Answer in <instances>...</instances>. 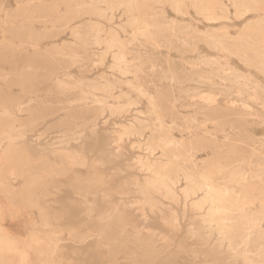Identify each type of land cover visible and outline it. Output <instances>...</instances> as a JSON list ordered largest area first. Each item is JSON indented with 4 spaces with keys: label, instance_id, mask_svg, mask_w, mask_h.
Returning a JSON list of instances; mask_svg holds the SVG:
<instances>
[{
    "label": "rangeland",
    "instance_id": "obj_1",
    "mask_svg": "<svg viewBox=\"0 0 264 264\" xmlns=\"http://www.w3.org/2000/svg\"><path fill=\"white\" fill-rule=\"evenodd\" d=\"M236 1L0 0V264L264 261V0Z\"/></svg>",
    "mask_w": 264,
    "mask_h": 264
},
{
    "label": "bare ground",
    "instance_id": "obj_2",
    "mask_svg": "<svg viewBox=\"0 0 264 264\" xmlns=\"http://www.w3.org/2000/svg\"><path fill=\"white\" fill-rule=\"evenodd\" d=\"M136 1V0H135ZM142 1V0H141ZM169 1V0H168ZM171 1V0H170ZM174 1V0H173ZM237 2V4H239L238 3V0L236 1ZM249 3V2H248ZM176 4V3H175ZM178 4V3H177ZM202 4V3H201ZM215 4H216V2H215ZM218 4V3H217ZM236 4V5H237ZM81 5H87V3L86 2H82L81 3ZM171 5V4H170ZM205 5V4H204ZM208 5V4H207ZM211 5V4H210ZM209 5V6H210ZM176 6V5H175ZM212 6V5H211ZM203 7V6H202ZM213 7V6H212ZM218 7V6H217ZM176 8V7H175ZM174 8V9H175ZM180 8V7H179ZM177 9H178V7H177ZM211 9V8H210ZM209 9V11L211 12V10ZM215 9V8H214ZM203 10H205V8L203 7ZM175 11H176V9H175ZM207 11V10H206ZM216 10H214V12H215ZM221 11V10H220ZM179 13H181L180 11H178ZM200 12H202V11H200ZM99 13V12H98ZM203 13V12H202ZM201 13V14H202ZM206 14H207V12H205ZM218 13H220V12H218ZM223 14H224V12H222ZM203 15V14H202ZM215 15H217V13L215 14ZM211 17L210 18H212V15H210ZM224 16H225V14H224ZM223 16V17H224ZM214 17V16H213ZM222 17V16H221ZM215 18V17H214ZM214 18H212V19H214ZM216 19V18H215ZM214 19V20H215ZM263 26V25H262ZM137 31V30H136ZM147 31V30H146ZM262 32H260V34H261ZM137 34V33H136ZM91 39V38H90ZM211 40V39H210ZM214 41H217V40H214ZM251 41V40H250ZM209 42V41H208ZM263 44V43H262ZM213 45V44H212ZM212 45H210V46H212ZM259 45V44H258ZM215 46L216 47H218L220 50H223L224 48L223 47H221V45H220V42H215ZM214 46V47H215ZM213 47V46H212ZM111 46L108 48V50H111ZM218 48H215V49H218ZM214 49V48H213ZM241 49V48H240ZM224 51V50H223ZM221 52V51H220ZM75 56V55H74ZM116 60H119V56L117 57L116 56V58H115ZM258 63V62H257ZM208 64H209V62H208ZM261 64V63H260ZM210 65V64H209ZM212 65V64H211ZM261 67V66H260ZM189 81H194L195 82V84H196V88H194L193 90L194 91H197L199 88V85L200 84H202L203 83V81H202V79H200L199 77L197 78V79H195V80H189ZM59 86V85H58ZM214 104H212V106H213ZM22 111V107H21V105H19L18 107H17V112H21ZM6 114H8L7 112H6ZM1 115V114H0ZM3 116H4V114H2ZM156 123V122H155ZM158 126H162V123H161V121H159L158 120ZM124 132H126V131H124ZM155 133V132H154ZM12 138H14V137H6L5 138V140L7 141V140H9L10 141V144H11V141H12ZM21 138V137H20ZM18 139V138H17ZM13 141H14V139H13ZM161 141V140H160ZM159 142V141H158ZM5 143V142H4ZM3 145V144H2ZM165 145V144H164ZM9 146V145H8ZM162 146H163V144H162ZM168 145H166V147H167ZM165 147V148H166ZM179 147V146H178ZM5 148V147H4ZM149 148V147H148ZM151 148V147H150ZM164 147H163V149H165ZM176 148H177V146H176ZM152 149V148H151ZM161 149V148H160ZM162 149V150H163ZM169 149V148H168ZM165 150H167V149H165ZM59 152V151H58ZM147 152V151H146ZM152 152V151H151ZM169 152V151H168ZM153 153V152H152ZM2 154H4V153H2ZM173 154V153H172ZM172 154H170V155H172ZM179 154V153H178ZM190 154V153H189ZM69 155V154H68ZM75 155V154H74ZM5 156V155H4ZM174 155H172V157H173ZM182 156V155H181ZM180 156V157H181ZM0 157H2L1 156V154H0ZM175 157V156H174ZM173 157V158H174ZM176 158V157H175ZM5 159V158H4ZM146 159V158H145ZM182 159V158H181ZM186 159V158H185ZM174 160H177V159H174ZM72 161V160H71ZM77 161H79V158L77 159ZM167 161V160H166ZM79 162H81V161H79ZM149 162V161H148ZM1 163V162H0ZM2 163H3V161H2ZM71 163H73V162H71ZM135 163V162H134ZM147 163V162H146ZM80 164H82V162L80 163ZM205 164V163H204ZM75 165V164H74ZM166 165V164H165ZM168 166V165H167ZM172 166V165H171ZM171 166L169 167V168H171ZM141 167V166H140ZM142 168V167H141ZM148 168V167H147ZM168 168V167H167ZM194 168H195V166H194ZM151 169V168H150ZM164 169V168H163ZM162 169V170H163ZM228 169V168H227ZM152 170V169H151ZM148 171V170H147ZM146 171V172H147ZM188 172V171H187ZM221 172V171H220ZM149 173V172H148ZM189 174H190V172H188ZM222 173V172H221ZM140 174V173H139ZM151 174V173H150ZM153 174V173H152ZM181 174V173H180ZM218 174V173H217ZM216 174V175H217ZM241 174V173H240ZM215 175V176H216ZM151 176V175H150ZM159 176V175H158ZM182 176V175H181ZM233 176V175H232ZM152 177H153V175H152ZM162 177V176H161ZM166 177V176H165ZM195 177H196V175H195ZM208 177V176H207ZM230 177V176H229ZM155 178H157L156 176H155ZM178 178H179V176H178ZM200 180V184L203 186V187H205L206 189H207V201L208 202H210V205H211V207H212V210H210L211 211V219H210V225L211 224H213L214 226H215V229L217 230V233H218V235L220 236V239H221V241H226L230 246L231 245H233V237H232V235L227 231V226H226V223H225V218H222V217H220V216H217V215H219L220 214V212L222 213V211L223 212H226V215H227V211H225L223 208H220L219 207V204L222 202V200H221V197H220V195H219V192L215 189V186L217 185V183H216V185H214L213 183H209L207 180H209L208 178H206V177H204V176H200V177H198ZM214 178V177H213ZM218 178H219V176H218ZM180 179V178H179ZM184 179L185 180H190V177L189 176H186V175H184ZM183 179V180H184ZM156 180H159V179H156ZM214 180L215 179H213V180H211V182L213 181L214 182ZM135 182H136V180H134ZM191 181V180H190ZM145 182V181H144ZM162 183L160 184V186H161V188H163V189H166V190H168L169 189V185L171 184V185H174L175 184V180H173L172 178H167V180H166V182H163V180L161 181ZM188 182V181H187ZM223 182V181H222ZM145 184V183H144ZM188 184V183H187ZM190 184V183H189ZM188 184V185H189ZM193 184V183H192ZM232 184V183H231ZM133 185V184H132ZM218 185H219V183H218ZM147 186V185H146ZM145 187V186H144ZM173 187V186H172ZM225 188V187H224ZM137 189V188H136ZM175 189V188H174ZM184 190V189H183ZM228 190V189H227ZM192 191V190H191ZM157 192H160V191H157ZM165 192V191H164ZM169 192H170V190H169ZM226 192V191H225ZM230 192H232V191H230ZM136 193H137V191H136ZM173 193H174V191H173ZM172 193V194H173ZM199 193V192H198ZM228 193V192H227ZM234 193V192H233ZM163 194H165V193H163ZM240 194V193H239ZM104 195V194H103ZM103 195H102V197H103ZM190 195H192V194H190ZM227 195H229V194H227ZM234 195V194H233ZM187 197L189 196L188 195V193H187V195H186ZM225 196V195H224ZM140 198H143V197H140ZM237 198H238V196H237ZM183 199H184V197H183ZM205 199V198H204ZM244 200V199H243ZM242 200V201H243ZM202 201V200H201ZM133 202V201H132ZM137 202V201H136ZM203 202H204V200H203ZM207 202V203H208ZM134 203V202H133ZM196 203V202H195ZM1 204H2V202H1ZM125 204V203H124ZM130 204V203H129ZM135 204V203H134ZM206 204V203H205ZM123 205V204H122ZM126 205V204H125ZM136 205V204H135ZM205 206V205H204ZM2 206L0 205V208H1ZM4 207V206H3ZM6 207H8V206H6ZM117 207V206H116ZM125 207V206H124ZM126 207H127V205H126ZM125 207V208H126ZM130 207V206H129ZM137 207V206H136ZM140 207V206H139ZM194 207V206H193ZM131 208V207H130ZM135 208V207H134ZM142 207H140V208H138V211H139V209H141ZM199 208V207H198ZM197 207H196V209H198ZM2 209V208H1ZM148 209V208H147ZM156 209V208H155ZM200 209V208H199ZM115 210H116V208H115ZM114 211V210H113ZM141 212H142V210H140ZM149 211V210H148ZM3 212H4V209H3ZM111 213V212H110ZM136 213H137V211H136ZM87 214V213H86ZM114 214V213H113ZM112 214V215H113ZM90 215V214H89ZM111 215V216H112ZM143 215V214H142ZM108 216H109V213H108ZM145 216V215H144ZM110 218V217H109ZM175 219V218H174ZM55 220V219H54ZM170 224H171V222H170ZM125 227V225L121 228V229H123ZM210 228H211V226H210ZM144 231V230H143ZM140 232V231H139ZM148 232V231H147ZM21 238V237H20ZM34 238V237H33ZM36 241V240H35ZM24 242V241H23ZM249 243V241H248V234L245 236V238L241 241V242H239L238 244H243V245H247ZM260 248V247H259ZM154 251V250H153ZM250 252H252V251H249V250H245L243 253H242V255H241V258H242V260L244 261V264H264V261L262 260V258L260 257V256H258V257H256V258H253L254 256H248L247 254L248 253H250ZM256 256V255H255ZM22 259H25V257L23 256L22 257ZM26 260V259H25Z\"/></svg>",
    "mask_w": 264,
    "mask_h": 264
}]
</instances>
